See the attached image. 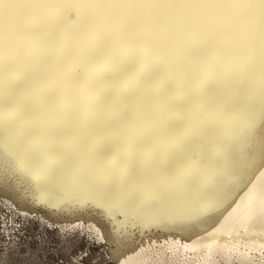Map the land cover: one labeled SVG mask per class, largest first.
I'll return each mask as SVG.
<instances>
[{"label":"snow or ice","instance_id":"obj_1","mask_svg":"<svg viewBox=\"0 0 264 264\" xmlns=\"http://www.w3.org/2000/svg\"><path fill=\"white\" fill-rule=\"evenodd\" d=\"M261 127L264 0H0V154L53 206L204 210Z\"/></svg>","mask_w":264,"mask_h":264},{"label":"bare ground","instance_id":"obj_2","mask_svg":"<svg viewBox=\"0 0 264 264\" xmlns=\"http://www.w3.org/2000/svg\"><path fill=\"white\" fill-rule=\"evenodd\" d=\"M257 134L264 135V127ZM0 202L62 232L77 229L95 236L107 247L111 264H264V167L258 160L218 188L204 210L137 205L125 214L110 213L71 187L53 206L25 167L5 152L0 154Z\"/></svg>","mask_w":264,"mask_h":264},{"label":"rangeland","instance_id":"obj_3","mask_svg":"<svg viewBox=\"0 0 264 264\" xmlns=\"http://www.w3.org/2000/svg\"><path fill=\"white\" fill-rule=\"evenodd\" d=\"M6 207L0 202V264H111L95 236L65 233Z\"/></svg>","mask_w":264,"mask_h":264}]
</instances>
